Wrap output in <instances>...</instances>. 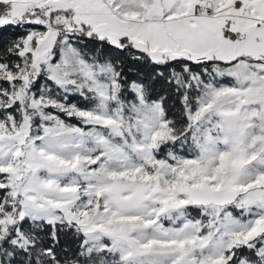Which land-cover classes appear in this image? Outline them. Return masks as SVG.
I'll list each match as a JSON object with an SVG mask.
<instances>
[{"label": "snow or ice", "instance_id": "snow-or-ice-1", "mask_svg": "<svg viewBox=\"0 0 264 264\" xmlns=\"http://www.w3.org/2000/svg\"><path fill=\"white\" fill-rule=\"evenodd\" d=\"M0 264H264V0H0Z\"/></svg>", "mask_w": 264, "mask_h": 264}]
</instances>
